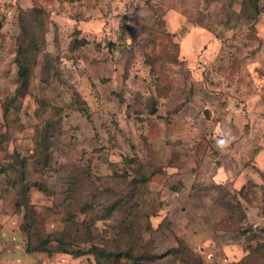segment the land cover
<instances>
[{
    "label": "rangeland",
    "instance_id": "rangeland-1",
    "mask_svg": "<svg viewBox=\"0 0 264 264\" xmlns=\"http://www.w3.org/2000/svg\"><path fill=\"white\" fill-rule=\"evenodd\" d=\"M239 3L0 0V264H100L131 210L135 252L264 264V0ZM28 196L41 237L80 240L32 250Z\"/></svg>",
    "mask_w": 264,
    "mask_h": 264
},
{
    "label": "trees",
    "instance_id": "trees-1",
    "mask_svg": "<svg viewBox=\"0 0 264 264\" xmlns=\"http://www.w3.org/2000/svg\"><path fill=\"white\" fill-rule=\"evenodd\" d=\"M239 10L242 14H245L249 18L257 19L258 15L261 11V0H240L239 3ZM35 44L39 43L37 41H34ZM20 65V73L22 77L25 76L24 73V65L21 60H19ZM44 144V140L41 138L39 141V145ZM49 149V147H48ZM139 177L132 179V182L134 183V188H138L140 184H145L149 180L150 174L147 171H144L142 168L138 170ZM76 180L71 181L69 186V198L73 200L74 191L76 187ZM239 193L248 199V193L246 192L245 187H241L239 190ZM29 196L25 197V201H21L17 203V207L20 209L23 204H27V210L25 213V220L27 221L25 224H22V229L25 232H28V240L29 245L32 250H49L50 244L55 240L58 242L60 246L67 249V246H73L76 242H78L80 239H76L70 234L63 233L62 235H48L46 237H41L36 228L37 223V217L34 209L29 208ZM119 203V201H117ZM117 204H114L112 208H115ZM134 207H138V202L133 203ZM231 212L234 214L238 219L242 220L246 218V213L244 212L243 206L241 202L239 201L237 204H231L230 205ZM126 221L124 224V228L122 229L123 233L125 232V237L129 238L127 240V243L124 247H121V242L117 244L116 249H104L101 247H96L94 250L99 259L100 264H108L107 262H103V260L100 258V256H106L109 262H115L116 264H119V261L124 259L125 261L122 264H151L152 261H154L157 258H161L163 256H166L168 254H174L176 256H179L180 260L183 262V264H199L202 261V258L199 254H197L192 248L186 247V246H175L167 249L166 251L159 253V254H142L140 251L135 252V247L137 242L138 236H139V217L133 210L129 211L127 213V217H125ZM141 232V229H139ZM263 234H254L255 237L258 238V242L256 246H253L252 251H259V254H257V257H254V261L259 259L258 257L260 254L264 251V229L261 230ZM54 236V237H53ZM124 237L123 234L121 235V238ZM37 240L36 244H34V240ZM83 242H88L86 239H83ZM68 250V249H67ZM82 251L79 249V251L76 252V254H81ZM239 264H242V262H239Z\"/></svg>",
    "mask_w": 264,
    "mask_h": 264
}]
</instances>
